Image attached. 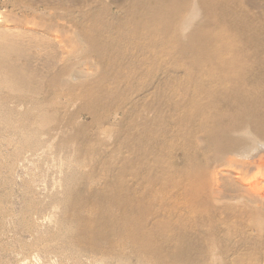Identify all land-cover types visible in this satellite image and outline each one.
I'll list each match as a JSON object with an SVG mask.
<instances>
[{
	"label": "bare ground",
	"instance_id": "6f19581e",
	"mask_svg": "<svg viewBox=\"0 0 264 264\" xmlns=\"http://www.w3.org/2000/svg\"><path fill=\"white\" fill-rule=\"evenodd\" d=\"M227 1L129 0L122 15H117L116 20L110 24L107 22L103 26L102 30L108 31L109 35L101 38V35L90 34L91 25L87 26L88 28H80L79 33L83 37L81 45L80 42L78 45L82 46L81 51L75 46L76 40L81 39L80 35L78 39L76 34H74L76 39L65 35L67 29H53L36 21L35 15L18 19L0 16V27H2L0 28V88H5L8 92L16 90L23 93L17 96V99L12 97L13 101L17 102V104L11 102L15 108H6L7 101L0 102V110L4 113L0 114V118L9 124V119L14 118L12 115L19 113L16 108L20 112L23 110L22 117H27V121L40 126H33L34 135L38 134L39 130L45 129L48 122L54 118L50 114L54 112L52 108H42V104L46 106L45 101L40 103L38 102L40 99L37 101L31 96L39 91V87L34 88V83H51L53 87L60 88L63 85L68 86L66 89H70L74 87L70 84L73 76L91 77L99 68L101 75L90 82L81 83L103 84L109 77L111 79L107 81L120 83L136 77L142 63L144 67L150 69L151 60L168 64L164 68L166 76L172 73L170 66L181 70L179 75L183 77L178 76L174 80L178 79L180 83L166 84L172 91L171 96L174 99L168 100L170 103H166V107L158 101L154 102L156 98L148 104L149 108H154L155 113L151 120L142 122L141 133L137 135L132 132L134 120L122 128L126 130L127 141L120 146L131 147L130 143L133 141L135 144L137 138L138 144L147 138L149 142L157 145L143 149L136 162L137 169L141 166L145 171L146 188L136 189L135 184L124 180L128 171L132 178L133 173L137 171L135 159L132 158L134 156L124 158L119 169L113 168L114 171H111L117 155L111 156L109 165L105 164L107 161L103 162L105 176L110 178L111 175H116L117 180L104 192L90 188L83 192L82 187H80L82 190L79 187L71 188L72 184L67 186L70 188L64 187L65 193L69 189L66 196L73 199L69 202V207L90 203L89 210L95 217L78 216L84 228L78 229L77 233L79 237L94 246L107 244V248L115 250L119 257L124 254L115 245L130 248L131 253L127 257H136L139 261L148 264H151L148 261L149 255L160 258L154 264H201L207 250L199 246L197 239L202 227L205 226L207 232L203 233V236L206 234L208 236L204 240L213 243L216 239L212 237L215 234L214 216H218L217 213L213 216L212 201L216 199L221 212L228 211L235 216L232 220L229 219L230 217L223 219L224 225L241 232L240 227L244 221L246 229L255 231L256 236L252 240L258 245L255 247L258 250L262 249L264 244V82L261 76H256L258 72L251 79L252 73L248 71L253 65L248 58L249 50L253 48L257 51L259 43L251 46L248 45L251 39L244 38L246 28L241 26V21L239 22L240 13L237 9L242 0L233 2L231 14L225 8L217 9ZM11 2L12 5L19 6L21 0H11ZM61 5L65 7L64 4ZM26 8L27 5L24 9ZM58 10L62 12V9ZM198 10L203 14V18L193 22ZM46 14H49L48 11ZM28 25L31 26L26 27ZM86 47L87 50L92 47L96 54L95 62L98 64L95 69L93 68L94 70L87 65L85 70L75 66L79 61L78 59L75 62L76 57L87 53ZM34 59L38 60L36 64L32 63ZM111 69L112 71L114 69V72H111ZM125 69L127 74L123 78ZM91 94L90 91H83L81 97L85 99L88 109L85 111L94 114L98 110L97 107L103 105L99 103L97 95H94L93 99L90 98ZM50 97H56V89ZM49 100L54 103L52 99ZM165 108H167L166 112H164ZM9 125L11 127V124ZM15 126L18 128L19 125ZM27 127H19L22 136L33 133L30 132L33 130ZM17 128H13V131L18 130ZM107 129L109 131V128ZM157 132L165 137L157 136ZM247 134L257 136L255 144L247 143V145L252 144L250 147L241 144L240 136ZM24 140L26 145L34 146L28 139ZM69 140L79 151L83 149L86 136L78 130L69 136ZM153 149L156 159L149 161L147 154ZM176 149L181 152L179 163L175 161L177 155L173 154ZM209 150H215L219 154H216V157H222L224 160L223 164L213 170L206 169V165H212L208 158L206 165L200 164L198 159L199 153L205 154ZM161 152H164L163 156ZM79 157L78 152L75 163L80 162ZM77 180L79 178L76 182ZM225 180L233 187L229 195H222L221 183L227 182ZM168 184L171 190L181 192L182 201L171 196L168 199H156L154 194L156 189L163 191L164 196H168L164 192V189H168ZM156 204H162L167 209L165 212L172 214L173 218L167 215L156 217L159 214L155 209ZM177 206H182L183 210L177 212L175 209ZM98 215L100 216L97 217ZM115 230H119L123 236ZM73 242L81 243L80 239H75ZM245 242H249L247 236ZM249 252L251 264H259V260L257 261L255 257L256 253L250 250ZM238 261L243 259L239 258Z\"/></svg>",
	"mask_w": 264,
	"mask_h": 264
},
{
	"label": "rangeland",
	"instance_id": "374dc122",
	"mask_svg": "<svg viewBox=\"0 0 264 264\" xmlns=\"http://www.w3.org/2000/svg\"><path fill=\"white\" fill-rule=\"evenodd\" d=\"M57 1L64 4L65 7L62 6L61 3L57 4ZM234 1L235 0H228L225 4H222L223 6L220 5L217 9L225 8L231 14ZM23 2L25 3L22 4ZM128 2L129 0H21L19 6H14L11 0H0V16L18 19L22 17L30 18L35 15L34 19L36 21L53 29H67L65 35L73 36L75 39L81 36V39L79 38L76 40L77 42H75L77 43L75 46L80 48V50L78 48V51H81L82 46L79 45H81L83 36L79 33L80 28H88L87 26L91 25L90 27L92 29L90 34L94 36L101 35V38L109 35L108 31L104 32L102 30L103 26L107 22L110 24L116 20L115 17L117 15H122ZM242 2L238 7L236 5V7L240 13L239 22L241 21V26L246 28V30L244 29V38H250L252 40V42L251 40L248 42V45L252 46L254 43H259L257 45V51L253 50V48L249 50L250 54L248 58L253 62V65L248 71L250 74L252 73L251 79L256 75V72H258L256 76H261L264 82V0H242ZM23 5L25 7L27 5V8L24 9L25 7ZM49 8L51 10H49ZM59 8L62 9V12L58 10ZM47 11L49 13L48 15L46 14ZM58 12L59 14H57ZM198 13H201V11L198 10L193 22H197L203 18V14ZM245 18L247 20H245ZM63 25L68 26L65 28ZM78 25H80V27ZM30 26L31 25H28L26 27ZM77 26L79 28H77ZM74 34H76V37ZM79 42L80 44L78 45ZM87 48L88 47H86V50ZM85 56L87 57L86 59ZM76 58L75 62L79 59L78 63H81H75V66L81 70L87 69V67H85L86 65L95 69V66L98 64L95 62L96 54L92 47L87 50L86 54H82ZM80 58L83 59L82 61L84 62H82ZM152 61L153 60L150 61V69L144 67L142 63L138 68L136 77L120 83L107 81L110 80L111 77L105 80L103 84L81 83L86 81L90 82L94 78H97L98 75H101L100 68L98 72L96 71L91 77L79 78L78 75L73 76L70 79V84L74 85V87H69L70 89H66L68 86L63 85L58 88L53 87L51 83H34V88L39 87V91H37V93L34 92V95L32 94L31 96H34L36 100L40 99L39 101L37 100L40 103L46 102V106L42 104L43 109L52 108L54 110V112L52 111L53 113H50L54 118L51 122H48L44 127L45 129H41L42 131L39 130L38 134L36 133L34 135L33 126L38 127L39 124H32L31 121H27V117H22L23 110L20 112V110L16 108V111L19 112V116L14 113L16 114L12 115L14 118L9 119L11 127L17 128L15 125H19L17 128L18 130L14 129L13 131V128L9 127L10 125L7 124V121L0 118V264H148L143 260V262L139 261L136 257H127L129 253H131L130 248H121L115 245L118 250L121 249L123 251L124 256L119 257L115 250L107 248V244L102 243L100 246H94L86 239L79 237L77 230H82L84 225L78 220V216L95 217V215L89 210V202L79 207H69V202L73 199L66 196V194L69 193V189L68 192L65 193L64 187L66 189L70 187H82L84 189L83 192L87 191V188L97 190L98 192H104L108 186L115 184L117 180L116 175H111L110 178L105 176L103 162L107 161L105 164L108 163L109 165V159H112L111 156L117 155L116 162H114L111 171H114L113 168L118 170L124 158L134 156L132 158L135 159L134 164H136L143 149L157 146L154 142L150 141V143L147 138L146 140L144 138L139 144L137 138L138 141L135 140L136 146L133 141L130 143L131 147L128 145L120 146L124 145V142L127 141L125 137L126 130L122 128L126 127L128 122L134 120L132 132L137 135L141 133L142 125L146 122L145 120H151L155 113L154 108H149L148 104L156 98L154 102L158 101L161 105L166 107V103H170L169 101L174 99L171 96L172 91L167 88L166 84L180 83L178 79L176 81L174 80L178 76L183 77L179 75L181 70L172 68V66L169 67L172 73L166 76L164 68L167 67L168 64L164 65L160 61ZM37 62L38 60L36 59L32 61L34 64ZM111 72H114V69L113 71L111 69ZM113 74L114 73H112V75ZM126 74L127 71L125 69L123 78ZM98 85H100V87H98ZM55 89L56 97L52 98L50 96ZM15 91L16 90L8 92L5 88H0V97H4L3 99L0 98V102L5 103L7 101L5 103L6 108H15L13 107V103L17 104V102L13 100L17 99V96L23 94L22 92L19 93ZM83 91H90L92 93L90 98L92 99L94 95H97L99 103L103 105L102 107H97L98 110L94 114L85 111L88 109L85 99L81 97V92ZM38 93L40 94L38 95ZM49 99H52L54 103H51ZM11 102L13 103L11 104ZM30 105L31 104H29V106ZM166 111L167 108H165L164 112ZM2 113L3 111L0 110L1 115L4 114ZM124 115L127 116L124 117ZM20 118H22L23 121ZM140 121L143 123L141 124ZM21 126H28L27 128L33 130L30 131L33 133H27L28 135L24 134V136H22L19 129V127L22 128ZM107 128H109V131ZM78 130H81L82 134L86 136L83 149L81 148L79 151H77L75 144L69 140V136ZM53 131L56 133L53 134ZM157 136L165 137L161 136L158 132ZM244 136H240L241 144H244L246 147H250L252 144L256 143L255 138L257 136L255 137L251 134H247L246 137ZM23 138L25 140L28 139L30 144L34 146L26 145L23 142ZM44 141L45 143H43ZM50 142L53 143L51 144ZM248 142L252 144L247 145ZM164 143L165 142H163V145ZM36 144L40 145L36 146ZM78 152L80 155V162L78 161V163H75ZM208 152L205 154H198L200 164L205 163L206 165L208 164V160L212 164H209V166L206 165L207 170L216 169L219 165L224 163L222 157H216L218 153L215 150H209ZM160 154L163 156L164 152ZM173 154L174 156L177 155L176 159L178 161L176 159L175 161L177 163L181 162L179 161L181 152L176 149ZM147 155L149 161H154L156 159L154 149L151 152L149 150ZM135 166L137 171L133 173L134 177L132 178L130 171H128L124 180L130 184H135L136 189L144 190L146 188L145 171L141 166L138 169L137 164ZM78 178L79 180L76 182ZM69 184L72 185L67 187ZM167 187L169 190L166 188L164 192L168 196H164L163 191H159L158 189L154 191L156 195L154 196L157 200L158 198L168 199L170 196L179 201L183 200L180 195L181 192L171 190L170 184H168ZM221 187L223 189L222 195H229L232 193L233 187H231L228 181L222 182ZM80 190L82 189L80 188ZM222 195L221 197H223ZM216 201V199L214 200L215 203L212 201L214 206L213 216L216 213V215H218L214 216L215 234L212 235V237H216V239L213 243L204 240L205 237L208 236L207 234L203 236V233L205 234L207 232L206 226L202 227L199 238L197 239L199 241V246L207 250L206 256L201 260V264H237L238 262H241V264H251L252 261L248 256L250 253L249 250L256 253L255 257L257 261L259 260V264L261 262V264H264V244H262L263 247L262 249L260 248L262 251H260V249L258 250L255 247L258 245L252 242L256 236L255 231L251 229L248 230V228L246 229L244 226L245 223H243L244 221L240 227L241 232L233 229L231 226L224 225L222 222L223 219L230 217L229 219L232 220L235 219V216L228 211L221 212L218 201ZM155 209L159 212L156 217L167 215V217L171 216L173 218L172 214L165 212L167 209L163 207L162 204H156ZM175 209L178 212L182 211L183 207L177 206ZM215 210L218 211L216 212ZM99 216L100 215L97 217ZM115 231L119 235H122L119 230ZM216 233L218 234L216 235ZM246 236L249 242H245ZM75 239H80L81 243H74L73 241ZM214 254L217 256L215 255L214 257ZM261 255L262 257H260ZM239 258H242L243 261H238ZM157 259L160 258L158 256L157 258L152 255L148 256V261L151 264H154Z\"/></svg>",
	"mask_w": 264,
	"mask_h": 264
}]
</instances>
